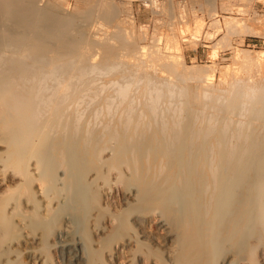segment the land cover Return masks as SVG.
<instances>
[{"label":"bare ground","instance_id":"obj_1","mask_svg":"<svg viewBox=\"0 0 264 264\" xmlns=\"http://www.w3.org/2000/svg\"><path fill=\"white\" fill-rule=\"evenodd\" d=\"M11 2L0 0V264H16L23 241L31 245L24 247L30 263L43 264L45 256L35 245L52 237V231L35 230L23 240V226L34 227L31 217L37 209L50 216L63 208L64 213H59L64 227L52 237L60 264H109L119 254L131 264H157L154 252L139 250L148 242L164 256L161 264H248L242 250L247 246L252 247L249 255L264 261L260 245L252 244L253 239L263 238L256 224L260 208L256 215L253 212L257 203L264 206L259 202L264 186V120L260 116L264 114V79L236 77L222 97L214 96L219 100L212 105L209 100L216 95V87L210 76L184 66L176 56L156 46L149 57L144 47L125 55L110 46L99 59V53L90 48L96 41L83 33L71 36L69 27L56 22H24L23 9L12 11ZM235 61L245 66L264 63V51L241 49ZM112 72L119 73V78L107 85L99 81L98 76ZM100 88L113 90L104 95L107 117L113 98L125 101L130 89L143 102L135 105L133 96L122 108L124 101L119 102L115 125L94 132L81 123L80 108L90 91L94 98L102 94ZM223 105L226 111L219 116ZM100 110L93 111L94 117ZM100 143L111 149L113 159L131 169L122 200L130 207L125 215H130L128 220L132 217L131 231H135L128 235L120 227H109L113 249L103 262L88 259L82 238L76 236L80 225L75 216L77 206L90 197L84 200L87 187L82 191L83 184L81 190L75 181L82 173L78 166L104 156L96 147ZM28 187L39 197L34 204L24 199H30ZM96 230L97 236L108 231L106 227ZM238 246L245 248L235 251Z\"/></svg>","mask_w":264,"mask_h":264},{"label":"rangeland","instance_id":"obj_2","mask_svg":"<svg viewBox=\"0 0 264 264\" xmlns=\"http://www.w3.org/2000/svg\"><path fill=\"white\" fill-rule=\"evenodd\" d=\"M11 1L12 0H10V2ZM13 1L11 2L12 4L11 10L15 12V10L17 11L18 8L19 10L23 9L24 22H27L30 19L32 22L34 21L35 24H40V25H44L45 23L48 24L51 22H56L65 25L66 27H69L70 29L69 33L71 36H74L79 33H83L87 39L89 37V39L96 41L97 43L93 44L90 48H93L94 52L99 53V59L103 58L106 49L112 47L114 51L119 53H125V55H127L133 48L136 49V48L144 47L145 50L147 51L145 53V57H149L150 51L156 46L164 54L176 56V58L179 59V61L184 66L195 67L197 69H200L202 72L201 74L202 76H206V75L210 76L213 82V86L216 87L215 94L218 95V96L213 95L212 97L213 99L214 96L215 98L219 97V95L222 97L223 94L230 88L229 86L231 85L232 81L235 80L236 77H239L240 79L251 77V79L253 80H255L256 78H257L256 80L264 79V69H262L264 68L263 62H261L262 65L261 63L259 64L255 63L250 66H245L235 61V55L241 49L252 52L264 51V27H263L264 0H13ZM230 17H232L233 20L232 19L230 20ZM239 18L243 21H240ZM236 19L239 20V23ZM253 19H255L256 21H253ZM257 20L258 21L260 20L261 22L260 21L258 22ZM227 21H231L232 22L231 25H228ZM251 21L253 22V24H251ZM11 22H12V18L7 19L6 25L9 26ZM246 24H248V27ZM256 24L258 26L260 24L262 27L259 26L257 29L256 28L257 26H255ZM112 37H114V39ZM125 42H128V44H124ZM122 44L125 46H123ZM166 47H168L169 49L165 50ZM237 64L239 65L237 66ZM114 72H112L113 74L107 73V75L106 74L102 75L103 77L98 76V78L100 79L99 81H104L102 83L104 85H107V83L110 80L115 79V77L119 78V73L114 74ZM161 73L165 77L172 79L175 78L166 72H161ZM106 76L108 77L105 78ZM194 83L195 82L193 81L192 83H190V85L194 86L193 85ZM108 89L109 88L102 90L100 88L102 94L97 95L98 99L96 97L94 98L90 91L89 92L90 95L88 99L90 100V98H92L93 102L94 100L96 99L97 100L93 103L90 102L91 100L89 101L86 99L85 103H83L80 108V112L82 116L81 123L85 125V127L87 128L89 126L88 128L89 130L93 128L94 132L100 133L104 131V127L106 125L108 126L115 125L117 116L120 113L119 110L118 112L115 110L117 108L116 104H120L121 102L124 101V99L122 101V98H113L115 103L111 102L113 104V107L111 108L112 110H110V113H108L109 116L107 117L106 114L108 110L105 108L106 104L104 102V98L106 95L108 96L113 93V90L110 89L108 91ZM189 91L191 92V90ZM189 91L187 93L188 96L187 98L190 99ZM128 94L129 97L124 101V103H122L121 108L127 104L128 100L132 96L135 97V105L139 106L142 104L143 98L140 96L136 97L137 95L135 94V91L133 89H130L128 91ZM213 99L209 100L210 102L209 104L213 105V102L215 103L217 100H219L218 98L214 100ZM88 102L92 104H89ZM88 104L89 107H87ZM174 104H176V99ZM225 107L226 106L224 105L219 107L220 110L217 112L219 116H221L224 113V110L226 111ZM96 108L101 109L100 110L101 113L99 112V114H95L97 115L95 116L97 118H95L93 114V111H95ZM250 115L251 114H249V118H251ZM263 115L264 114L261 112L260 116L264 120ZM109 123H111V125ZM94 124H96L95 129H94ZM258 125L259 124H255L253 126L257 127ZM96 147L102 149L100 151L101 156H103L102 154H104L103 157L100 156L102 158V159L100 158L101 160L98 159L99 157L97 156L95 158H92V160H89L88 162H83V163L81 162L80 163L81 165L78 163L80 166L83 167L85 165V168L82 167L80 168V166L78 167L79 169H82V173L86 170L84 173L88 172L90 177L87 175L88 173L85 174L84 176L85 181H84V179L81 178L83 177L84 173L82 174L80 172L79 174H81V176L76 175L75 181L78 184V187H80L82 184H83L82 189L84 188V185H86L85 187H87L86 190L87 194L85 193L86 198L84 200H87L88 196H90L91 198L89 197L88 201H86L85 203L84 201L81 202L76 208L77 210L75 212V216L76 219L78 218L77 222L80 225L76 236L80 239L82 238L81 241L83 242L84 248H86L85 251L88 256V259L100 258V261L103 262V260L105 261L109 259L108 252L112 251L113 249V244H112L113 242L110 241V238H108V234L110 235V233H113L111 229L114 230L120 227V231L122 233H127L128 235H132L131 233H133L134 231V230L131 231L132 217L130 218V220H128L130 215L129 217L128 215H125L126 213H128L127 210H129L130 207L122 200L123 193L126 190V185L124 183L128 181L131 175V169L128 166H125V164L122 163L121 161H117L113 159L112 158L113 156L111 155L112 154L111 149L105 148L104 144L102 143L97 144ZM104 148H105V152H103ZM106 149H107V153H106ZM120 163H122L121 167L119 166ZM103 164L106 165L108 168L105 167ZM111 165L114 170L111 168ZM125 167L128 170L127 169L125 170ZM79 169H77V171ZM117 170L119 171L118 174H117ZM125 171H127L126 173L128 174H126ZM94 174L97 177L96 179L97 181L92 180L94 178L93 176ZM86 175L89 178L86 177ZM103 175L105 177H103ZM121 175L123 176L121 177ZM80 178L82 179V181ZM259 179L261 181V177H259ZM94 181H96L97 183ZM91 182H93V185ZM117 183L118 185H115ZM98 186L100 188H98ZM33 187H28L29 192L26 195V197L28 196L30 199L24 198L27 201L29 200L30 203L33 202L32 204H34L37 198L39 199L38 196H35L34 194L32 195ZM263 187H261L259 194V197L261 196L262 198L261 200H259V202H263L262 204H264ZM30 188H32V191ZM84 189L82 191H84ZM85 205H86V210L84 207ZM257 205L254 209L253 215H256V213L260 208L258 212V216L256 217L257 218L256 224L258 222L257 228L263 235L262 236L263 238L261 240L253 239L252 244L260 245L261 250L264 251V230H263L264 206L263 205L261 206V204L260 206ZM88 206L89 209L91 208L90 209L91 211L88 210ZM38 210L39 209L35 211L36 214L34 213L33 217L31 216L30 217L32 218L31 226L33 225L34 227L36 228L38 227L40 229L38 228L34 229V227L32 228V227L23 226V240L25 239V235L34 234L35 230H37L36 232H39L41 234L42 233L49 234L50 231H52L51 236L53 237L55 233H58L59 230L64 227V223L62 222V220H60V217L63 214L60 213H64V210L66 209L64 208L62 210L57 209L56 211L51 213L50 216L48 215L49 217L47 215H44L45 212ZM93 214L95 215V217ZM53 216L54 218H57V222L56 219L54 220V218H52ZM51 219L54 221H52ZM114 219H120V220H118L119 222H117V220ZM104 227H106L109 233L107 231L105 234H103V236L102 235L97 236L96 229L104 228ZM12 234L13 235L15 234L14 229L12 231ZM52 237L44 240L43 241L44 244L43 242L36 244L35 247L37 248V250L40 249L43 256H45L44 257L45 264H60L61 259L59 258L61 255H58L59 253L57 252V249L52 246V243L54 241ZM23 243H24L23 252L20 254L19 257L20 259L19 260L17 259L16 264H31L30 260L32 258L31 257L29 258L28 254L24 251V247L31 245L26 244L24 241ZM40 244L43 246L44 245H48V246H45L46 248L41 249L43 246H41ZM149 244L150 243L148 242L144 244V246L142 245V247H145L146 245L145 247L146 249L140 246L139 250L141 249L146 252L149 251L154 252L155 256L157 257V258L155 257L157 259L156 263L161 264L164 259L163 258L164 256L160 254L156 249L150 247ZM240 247L245 248V246H238V248L234 247V250L239 251L241 250ZM251 248L252 247L249 246L248 248L247 246V248L242 249L243 251H245L244 254L248 258L247 263L264 264V261L261 260V258H259L257 255H252V256L249 255V251L252 250ZM45 250H47V252ZM106 250L107 252H105ZM118 256L121 257L120 254ZM120 257H118L117 259L113 258L114 260L109 259L108 263L111 264L113 262L112 264H131L125 261L124 259H121ZM13 259H16V257H13Z\"/></svg>","mask_w":264,"mask_h":264}]
</instances>
